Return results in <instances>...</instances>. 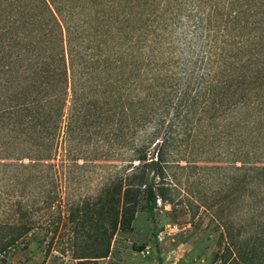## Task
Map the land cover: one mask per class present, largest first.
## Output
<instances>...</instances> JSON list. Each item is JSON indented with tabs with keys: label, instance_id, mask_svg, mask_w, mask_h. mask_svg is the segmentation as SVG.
Returning a JSON list of instances; mask_svg holds the SVG:
<instances>
[{
	"label": "trees",
	"instance_id": "obj_1",
	"mask_svg": "<svg viewBox=\"0 0 264 264\" xmlns=\"http://www.w3.org/2000/svg\"><path fill=\"white\" fill-rule=\"evenodd\" d=\"M71 1L0 0V134L35 169H55L74 238L91 245L75 259L89 264L141 205L151 217L157 200L179 202L170 152L201 124L226 121L246 158L264 151V0H111L101 13L84 0L103 22L84 51L62 14ZM89 168L102 174L95 192L71 189ZM232 248L222 264L253 262Z\"/></svg>",
	"mask_w": 264,
	"mask_h": 264
},
{
	"label": "rangeland",
	"instance_id": "obj_2",
	"mask_svg": "<svg viewBox=\"0 0 264 264\" xmlns=\"http://www.w3.org/2000/svg\"><path fill=\"white\" fill-rule=\"evenodd\" d=\"M109 1L97 0V11ZM60 6L72 8L62 14L67 25L83 30V51L97 44L100 38L87 32L95 26L94 9L84 0ZM181 31L175 33L179 50ZM226 123L201 124L188 142L171 150L174 164L168 172L181 190L179 202L157 200L151 217L141 205L131 228L111 240L108 256L89 264H222V255L236 258L232 245L250 255L251 264H264V172L238 170L242 162L247 168L264 162V151L246 158L249 148L225 130ZM22 151L0 134V264H78L75 258L91 245L80 235L74 238L64 184L52 183L55 169H35ZM101 175L84 170V178L71 189L93 194Z\"/></svg>",
	"mask_w": 264,
	"mask_h": 264
}]
</instances>
